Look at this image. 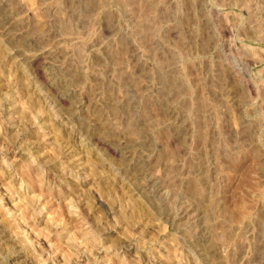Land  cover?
Instances as JSON below:
<instances>
[{
  "label": "rangeland",
  "instance_id": "1",
  "mask_svg": "<svg viewBox=\"0 0 264 264\" xmlns=\"http://www.w3.org/2000/svg\"><path fill=\"white\" fill-rule=\"evenodd\" d=\"M0 264H264V0H0Z\"/></svg>",
  "mask_w": 264,
  "mask_h": 264
}]
</instances>
